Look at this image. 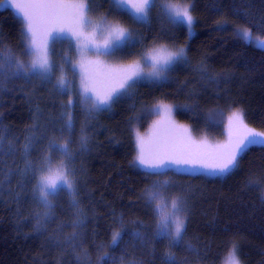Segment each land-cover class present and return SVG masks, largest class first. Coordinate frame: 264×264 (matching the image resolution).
I'll list each match as a JSON object with an SVG mask.
<instances>
[{"label":"trees","instance_id":"16d2710c","mask_svg":"<svg viewBox=\"0 0 264 264\" xmlns=\"http://www.w3.org/2000/svg\"><path fill=\"white\" fill-rule=\"evenodd\" d=\"M192 2L196 20L192 38L186 29L176 28L155 12L151 29H138L145 43L155 39L187 47L190 64L174 74L173 83L158 89L141 87L134 100L119 103L111 111L95 114L94 118L82 107L74 110V139L78 141L82 125L89 138L88 151L78 153L75 161L86 220L85 226L76 230L79 235L74 243L87 250V264H97L100 254L97 245H108L113 221L120 214L126 222L141 219L153 223L140 199L142 189L152 178L142 175L132 164L133 128L139 124L144 131L150 121L137 118L145 111L144 105L151 106L157 100L186 103L187 92L196 90L201 96L199 115L180 113L176 116L178 122L191 126L196 137L225 138L222 124L210 125L202 117L210 109L226 111L230 106L242 108L251 127L264 129V51L236 40L231 27L221 31L216 24L221 14L236 19L232 12L239 9L249 15L255 32L264 24V0ZM96 4L98 15L109 11L107 0H96ZM123 19L137 28L126 17ZM21 30L22 21L11 10H0V51L9 48L19 54ZM60 47L56 45L57 52ZM201 63L221 79L219 86L201 79L196 70ZM185 81L189 82L188 87L182 91L181 84ZM64 100L49 83L0 76V137L4 140L0 147V264H81L83 254L80 253L81 259H78L79 249L74 251L66 243L73 231L67 225L75 218L68 196L60 197L50 220L46 223L41 220L38 224L37 213L42 215L46 209L33 199L31 176L22 174L26 138H40L49 130L59 128ZM33 143L36 150L31 159L37 160L44 145L38 140ZM73 148L78 149V144ZM262 174L264 147L254 146L245 154L239 172L233 176L202 178L169 173L168 177H160L180 183L191 209L186 244L194 245L199 255L187 251L186 247L175 249L179 261L187 258L189 264H223L229 242L235 238L242 264H264V203L261 200L264 190L247 183L249 177L257 178ZM125 241L120 250L106 247L117 262L124 257L125 261L163 264L162 244L145 247L127 236Z\"/></svg>","mask_w":264,"mask_h":264},{"label":"snow or ice","instance_id":"6c2138e0","mask_svg":"<svg viewBox=\"0 0 264 264\" xmlns=\"http://www.w3.org/2000/svg\"><path fill=\"white\" fill-rule=\"evenodd\" d=\"M107 3L109 11L98 15L96 0H0V5L12 7L22 19V51L19 54L9 48L0 51V76L49 83L65 97L61 105L64 109L61 126L49 130L43 137L26 138L22 174L31 176L33 199L46 209L42 215L37 213L38 224L41 220L45 223L50 220L60 197L68 196L75 218L67 225L73 231L66 243L74 251L79 249L78 259L83 254L81 264H87L89 254L82 245L74 243L79 235L76 230L83 228L86 220L75 161L78 153L88 151L89 138L82 125L78 141L74 139V110L82 107L94 118L99 112L111 111L119 103L134 100L141 87L158 89L173 83L174 74L190 64L187 47L155 39L145 43L138 29H151L154 12L176 28L186 29L189 37L196 23L192 0H107ZM232 15L236 19L221 14L216 21L218 29L225 31L231 27L236 40L264 50V24L254 32L247 13L233 9ZM124 17L137 28L126 23ZM56 45L61 46L59 52ZM196 70L202 80L221 84V79L203 63ZM175 82L180 84L178 80ZM188 83L181 84L182 91ZM185 98L187 102L182 104L157 100L151 106L144 105L145 111L137 117H156L147 134L135 131L132 160L142 175L152 178L142 189L140 199L153 223L141 219L126 222L120 214L113 221L108 245H97L100 253L97 264H143L138 260L125 261L124 257L117 262L106 251V247L120 250L127 243L126 236L145 247L162 244L163 264H189L187 258L179 261L174 251L186 247L187 251L199 255L194 245L186 244L191 217L188 198L178 181L160 177H168L169 173L196 174L202 178L233 176L239 172L243 157L253 145L264 147V129L251 127L242 108L235 106L226 111L210 109L202 117L210 125L219 122L226 126L224 142L213 143L207 136L197 138L191 126L180 124L176 116L199 115L201 96L191 90ZM36 140L44 146L39 158L33 160ZM3 143L0 137V147ZM74 144H78V149L73 148ZM247 183L264 190V174L249 177ZM261 200L264 203V196ZM223 264H242L235 238L229 242Z\"/></svg>","mask_w":264,"mask_h":264},{"label":"rangeland","instance_id":"374dc122","mask_svg":"<svg viewBox=\"0 0 264 264\" xmlns=\"http://www.w3.org/2000/svg\"><path fill=\"white\" fill-rule=\"evenodd\" d=\"M5 9H9V10H11L21 21H22V19H21V17L19 16V14L12 8V7H10V6H4V5H0V10H5ZM195 35V29H194V32H193V34H192V36L191 37H189V38H192L193 36ZM254 47V46H253ZM256 48V47H255ZM259 49V48H258ZM264 51V50H263ZM156 117H151V118H149L150 119V121H149V124H148V127L144 130V131H141L140 130V128H139V124H136L135 126H134V128H133V138H134V134H135V131L136 130H139L142 134H147L148 132H149V130H150V127H151V124H152V121L155 119ZM180 123V122H179ZM217 123H219V122H217ZM180 124H182V123H180ZM219 124H221V123H219ZM137 125H138V127H137ZM184 125V124H183ZM222 126H223V128H224V131H225V138H223V139H211L210 141L211 142H213V143H222V142H224L226 139H227V132H226V126L224 125V124H222ZM194 134V133H193ZM195 136V135H194ZM198 138V137H197ZM134 142H135V139H134ZM254 146H260V145H253L252 147H254ZM260 147H262V146H260ZM137 168V167H136ZM138 170H140L141 171V169H139V168H137ZM189 175V174H188ZM192 176H196V174H193ZM226 177V176H225ZM208 178H224V177H208Z\"/></svg>","mask_w":264,"mask_h":264}]
</instances>
